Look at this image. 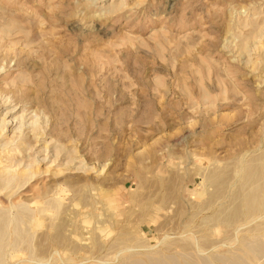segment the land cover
<instances>
[{"label": "rangeland", "instance_id": "rangeland-1", "mask_svg": "<svg viewBox=\"0 0 264 264\" xmlns=\"http://www.w3.org/2000/svg\"><path fill=\"white\" fill-rule=\"evenodd\" d=\"M29 166L0 264H264V0H0V175Z\"/></svg>", "mask_w": 264, "mask_h": 264}, {"label": "bare ground", "instance_id": "bare-ground-1", "mask_svg": "<svg viewBox=\"0 0 264 264\" xmlns=\"http://www.w3.org/2000/svg\"><path fill=\"white\" fill-rule=\"evenodd\" d=\"M96 1V0H95ZM92 2H93V0H92ZM4 129V128H3ZM5 130V129H4ZM23 139V138H22ZM26 150H27V148H26ZM31 150V149H30ZM28 166V165H27ZM1 174V173H0ZM37 174V171L36 170H33L30 166L29 167H27V169H25V171H22V172H20V171H18L17 173H12L11 175H7V177H2L1 175H0V192H2V191H4V190H6L7 188H9L11 185H13L14 183H17V182H19V181H22V180H25V183L24 184H27L28 182H30L33 178H34V176ZM206 181V180H205ZM16 187H17V184H16ZM20 187V186H19ZM251 199V198H250ZM11 201V200H10ZM255 203H256V201H254ZM255 203H254V206H255ZM247 205H249V203H247ZM254 206H252V205H250V209L251 210H255V207ZM259 209V208H258ZM239 211V210H238ZM238 211L236 212L237 214H235V216L236 215H238V214H240V211H239V213H238ZM256 211V210H255ZM255 211H254V214H255ZM2 214V213H1ZM242 215V214H241ZM250 215H252V213H250ZM239 217V216H238ZM235 218H237V217H234V219ZM9 223V222H8ZM8 227H9V225H8ZM3 229H5V220L4 219H2L1 218V216H0V236H1V234H3ZM255 229V228H254ZM257 230V229H256ZM253 232V231H252ZM244 240H246V239H244ZM26 242V241H25ZM260 245H262V244H259V246ZM189 247V246H188ZM262 247H263V245H262ZM261 247V248H262ZM190 248V247H189ZM188 249V248H187ZM185 249L186 251H184V252H187V251H189L190 249ZM262 251H261V253L260 254H263L264 253V247L261 249ZM3 251H5V249L3 250ZM228 252H229V250H228ZM242 252H243V254H244V257H240V256H238V257H240L239 259H237V260H230L229 258H226V257H223V258H217V259H220V264H247V262H249V260H251L252 261V259H254V255H257L258 253H259V251L257 252V250H256V248L255 247H252V244H248V243H246L245 244V246L243 247V249H242ZM197 254V253H196ZM181 255V254H180ZM179 255V256H180ZM190 255H192V254H190ZM189 255V256H190ZM259 255V254H258ZM182 257H185V256H183V255H181ZM188 256V257H189ZM194 257H195V255H193ZM192 256V257H193ZM198 256V255H197ZM129 257V256H128ZM188 257H186L187 259H188ZM193 257V258H194ZM257 257V256H256ZM174 257L172 256V257H170L169 258V261H171L173 264H174V262H175V260L177 261V259L175 258V260H172ZM193 258H191V257H189V261H193L194 259ZM246 258L248 259V260H246ZM171 259V260H170ZM198 259H202L203 260V258H198ZM150 260V262H151V264H167V262H165L164 260H165V258H163L162 259V257L161 258H151V259H149ZM201 260V261H202ZM197 261H199V260H197ZM217 261V260H216ZM128 262H129V259H128ZM170 262V263H171ZM178 262V261H177ZM175 263V264H179V263ZM203 262V261H202ZM205 262V264L206 263H208V262H206V261H204ZM218 262V261H217ZM171 263V264H172ZM184 263V262H183ZM195 264H200L199 262H197L196 263V260H195V262H194ZM253 263V262H252ZM131 264H144V263H142V262H139V261H133ZM202 264H204V263H202ZM254 264V263H253Z\"/></svg>", "mask_w": 264, "mask_h": 264}]
</instances>
